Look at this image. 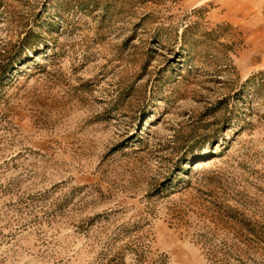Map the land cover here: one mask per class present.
<instances>
[{
	"label": "rangeland",
	"instance_id": "obj_1",
	"mask_svg": "<svg viewBox=\"0 0 264 264\" xmlns=\"http://www.w3.org/2000/svg\"><path fill=\"white\" fill-rule=\"evenodd\" d=\"M222 0H0V264H264V57Z\"/></svg>",
	"mask_w": 264,
	"mask_h": 264
},
{
	"label": "crops",
	"instance_id": "obj_2",
	"mask_svg": "<svg viewBox=\"0 0 264 264\" xmlns=\"http://www.w3.org/2000/svg\"><path fill=\"white\" fill-rule=\"evenodd\" d=\"M224 15L245 28V56L264 57V0H222Z\"/></svg>",
	"mask_w": 264,
	"mask_h": 264
}]
</instances>
